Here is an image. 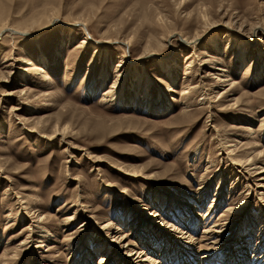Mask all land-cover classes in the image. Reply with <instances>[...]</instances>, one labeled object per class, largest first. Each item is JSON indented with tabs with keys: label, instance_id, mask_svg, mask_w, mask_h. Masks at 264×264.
<instances>
[{
	"label": "rangeland",
	"instance_id": "rangeland-1",
	"mask_svg": "<svg viewBox=\"0 0 264 264\" xmlns=\"http://www.w3.org/2000/svg\"><path fill=\"white\" fill-rule=\"evenodd\" d=\"M2 22L0 264H136L119 238L127 232L139 241L137 248L152 247L165 264H199L206 253L204 264H264L261 179L235 169L211 126L259 127L264 30L256 26L264 24V0H0V30ZM205 23L212 34L197 44L183 46L168 36L170 30L194 33ZM234 30L254 42L246 53L225 37ZM216 34L215 47L210 40ZM149 38L163 41L151 51L172 64V78L163 73L161 57L144 50ZM204 46L219 53L217 66L227 65L231 73L220 83L216 65L202 67L200 78L210 73L204 77L207 92H222L234 81L213 120H207V107L194 106L182 116L180 101L185 67L198 64ZM30 59L49 72V86L38 73L23 70ZM128 59L141 62L130 70ZM118 71L113 98L100 103ZM149 78L153 98L135 87L136 80ZM46 91L55 101L50 107L43 104ZM42 110L50 113L48 124L31 130ZM55 121L65 133L51 139ZM237 131L246 145L264 147V127L230 136ZM120 165L137 166L142 175H129ZM16 196L35 201L46 215L52 234L44 243L35 234L19 244L30 217L18 215ZM183 216L195 225L181 231L176 227ZM108 220L114 223L98 230ZM215 221L212 247H199L204 226ZM189 232L195 240L186 243Z\"/></svg>",
	"mask_w": 264,
	"mask_h": 264
},
{
	"label": "bare ground",
	"instance_id": "bare-ground-1",
	"mask_svg": "<svg viewBox=\"0 0 264 264\" xmlns=\"http://www.w3.org/2000/svg\"><path fill=\"white\" fill-rule=\"evenodd\" d=\"M203 20H205V19H203ZM77 23H81V21L78 20ZM207 24L208 23H205V25L203 26L204 28H202L201 30H196L194 33L189 32V31L188 32H183V31L176 32L175 30H170L168 36H171V37H174L175 39H178L179 42L183 46L186 44H189V43H191V44L196 43L197 44V42L202 41L204 38H208L212 34L211 33L212 29L209 31V28L211 26L207 27L206 26ZM1 25L2 26H1L0 33L7 29L6 28L7 25L4 24V22H2ZM256 27H260L261 30H264V24L258 25ZM9 29H11L12 31L14 30L12 28H9ZM14 31H17V30H14ZM255 31H258V30L255 28ZM225 37L228 38V40H230L229 43H231V44H234L232 42H237L238 49H240L241 51H244V53H246V51H248L252 47V44H254V42L249 40L245 35L242 34V32H239L236 30H234L232 32H226ZM219 39H220V35L216 34L210 40V43L216 47L219 43ZM126 43L130 44L131 41L128 39ZM162 44H163L162 40H157V38H156L153 41L149 38L145 43V49L144 50L147 53H149L150 56L153 55L156 58H158V56L161 57V59L158 58V60L160 61L159 63L162 66L163 73L166 74L167 76H169L170 78H172L173 77V69H175L172 66V64H170L168 61H164L163 57L160 54H158L154 51H151V50L157 49V46L158 47L162 46ZM260 50H261V48L258 49L257 53L261 54ZM201 53L203 54V57L199 58V61L197 62L198 64L196 66L190 62L185 67V71H184V73L186 74L185 82L187 81V84L182 89V92H181L182 96L180 98V101H182V104L184 106V111H183L182 116L188 117L187 115L191 112V109L194 106L207 107V109H208L207 110V120H209V119L213 120L215 118L214 116H216L214 109H217L216 108L217 105L222 106V103L220 101L221 100L220 97L221 98L227 97L232 93L233 90L231 87L234 86V81H231L230 86L227 89H224L222 92H220L219 90H216L212 94L207 92L208 87H206L207 84L204 81V77L210 73L206 72V74L201 75V78H200V76H199L201 73L200 71L203 69L202 67L205 68V66H207V64H210V65L214 64L217 66L222 59H221L219 53H216V52L211 53L210 50L206 46H204L201 49ZM190 56H191V54H190ZM139 58H142V57H139ZM243 58H245V56ZM130 60L131 59H128V61L131 64V66H129V68L132 66L134 68H136L137 67L136 65H138V63L141 62V61L136 62L137 60H134V63H133ZM28 61H29L28 66L23 68V70L27 71L28 75H32L33 72L36 74L38 73L37 79H40V83L42 82V83H45L46 85L49 86V84H51L50 81H52V77L49 74V72L46 71L43 67H41L39 64H37L32 59H30ZM118 65H120V64H118ZM217 69L220 70V72L216 78L218 81H220V83L230 80L231 73H230V68L227 65H224L222 67L217 66ZM30 70H33V72L31 73ZM130 70H131V68H130ZM120 75H121V73H119V71H118L115 78H114V81L111 84V86L109 88H106V90H104L105 92H103V94L100 96V98H99L100 103H104V104L110 103L111 99L113 98V96H111V94L114 91V88H116L118 85V79H119ZM196 75L199 76L198 77L199 80L197 79L198 82L196 84H192L193 83V77ZM23 76H26V75H23ZM147 76H149V75H147ZM26 77H28V76H26ZM151 84H152V80L150 78L146 79V80L140 79V80H136L135 87L137 86L136 89L142 90V93H143L142 96L143 97L145 95L149 94V95H151L150 97L153 98L155 94L150 91L151 88H149V87L151 86ZM170 87H171L170 89L175 90V88L172 87V85H170ZM22 90H24V89H22ZM140 90H139V92H140ZM263 91H264V89H263ZM20 92L22 93V91H20ZM196 93H198V96H197L198 98L197 99L194 98V100L196 99L197 102H195L193 100L194 96L192 95V94H196ZM42 94L45 97L43 104L48 105V106L54 104V102H55L54 99L49 96V95H51L50 91L43 92ZM45 111L44 110L40 111V114H38V116L35 118L34 124L30 128L31 130H37V131L38 130H44L45 125L48 124L49 119H50L49 118L50 113L45 112ZM258 121H259V124H258L259 127H264V113H261L258 116ZM227 124H228L227 126H224L222 128L216 127L215 124H212V125L210 124L212 126L213 132L215 130L214 133L216 134L217 144L220 146V149L222 151L224 150L226 152V156H225L226 159L228 161H230L232 165L234 164V167L237 171L249 174L250 175L249 178H252V177L256 178V176L259 177V179H261V180L256 185L264 188V147L259 149L257 143L246 145V142L243 139H241V137L238 136V134H240V133H238V131H237V135L235 134V136H230V132H236V129H241L242 131H247V132H255L259 127L257 129H255V127L251 124H246V125L233 124V123H227ZM58 133H59V135L60 134L64 135V133H65L64 132V126H61L59 123H57V121H55L53 132L50 134L49 137H51V139H53L58 135ZM240 144H241V146H240ZM1 166H2V164H0V170L2 171L3 167L1 168ZM236 167H238V168H236ZM117 168L123 172L128 173L129 175H132V176L133 175H136V176L142 175L141 169H139V167H137V166L120 165ZM123 190H125V189H123ZM15 201L17 202V205H18L17 206L18 215L22 216L23 214L27 213L30 217L29 218L30 221L24 227L26 237L23 238L22 241L19 242V244L26 243L28 241V238L31 236L34 237L35 234L39 235L41 238V240H40L41 243H44L43 241L50 236L49 234H52V233L49 230L48 231L46 230V226L44 224L46 215L42 212V210H40V206L34 205L35 201H32V202L27 201L22 196H16ZM179 201H181V200H179ZM184 203L188 204L189 206H193V204L190 202L185 201ZM76 204H79L78 200H77ZM206 214H208V212ZM206 214H204V215H206ZM88 218L91 219L92 218L91 215L88 216ZM182 219L183 220H180V222H182V223L178 222V225L180 227L177 226L176 229L179 228L181 231H184L183 230L184 227H189L190 224L195 225V222L193 223V219L191 218V216H189V219H187V218H185V216H183ZM168 222L169 221H167V223ZM112 223H114L113 220H111V221L108 220L107 222H103L104 225H102V226L96 225V227L98 228V230H100V229L103 230V229L107 228L108 226H110ZM214 225H217L216 221L212 225L207 224L204 226V228L202 230V234L198 238V242H199L198 246L199 247H203V248H207V249L212 247L211 245L215 242L214 238L216 236V233L213 231ZM115 228L119 229V228H121V225L118 224L115 226ZM192 228H195V226H192ZM187 231H189V230H186L185 232H187ZM120 234L121 235L119 236V238H122L123 239L122 242L124 241V244H126V246L128 248H130V251H131L130 256H133L132 259L136 260V264H142V263L143 264H165L163 262V260L160 259V257L155 256V250L152 247L149 248L150 247L149 246L148 248H146V247L145 248L144 247L143 248H137L138 246H136V245H139L140 243L138 240L133 239L132 237H129L131 235V233L127 232L126 234H123V233H120ZM189 234L190 235H188V236L184 235V237L189 239V240H187L186 243H189L191 241L194 242V240H195L192 233L189 232ZM153 236H154V234H153ZM112 243H113V241H112ZM191 244H195V243H190V246H191ZM185 246H187V245H185ZM36 247H40V245L37 244ZM14 252H16V249ZM14 252L10 255V258L16 255ZM166 253H167V251L164 252L163 255L164 254L166 255ZM6 255L7 254L5 253L2 256L7 258ZM161 258L163 259V258H165V256H162ZM208 259H209V254L208 253L203 254L202 259H201L202 262H200L199 264H204L205 263L204 260H208ZM137 260H140V261H137ZM7 263H8L7 261L2 262V264H7ZM234 263H235V261L232 260V261H229L227 264H234ZM244 264H246V263H244Z\"/></svg>",
	"mask_w": 264,
	"mask_h": 264
}]
</instances>
